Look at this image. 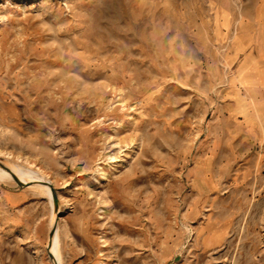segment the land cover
<instances>
[{"label": "rangeland", "instance_id": "rangeland-1", "mask_svg": "<svg viewBox=\"0 0 264 264\" xmlns=\"http://www.w3.org/2000/svg\"><path fill=\"white\" fill-rule=\"evenodd\" d=\"M0 159L58 264H264V0H0ZM55 210L0 176V264Z\"/></svg>", "mask_w": 264, "mask_h": 264}, {"label": "bare ground", "instance_id": "bare-ground-1", "mask_svg": "<svg viewBox=\"0 0 264 264\" xmlns=\"http://www.w3.org/2000/svg\"><path fill=\"white\" fill-rule=\"evenodd\" d=\"M0 160L4 163V165L0 166V168L3 169L2 171L0 170V176L1 177L16 180V178L14 177V174H15L19 177L20 180H22L24 182H33V184L37 183V184L41 185L42 187H44V189H46V191L49 193V195L53 198V193H52L51 187L47 184H43V182H50L51 183V180L47 176H42V177L37 178V177H35L33 169H29L28 171H25V170H22L16 164H11L9 161H3L2 159H0ZM59 212H60V210H59ZM54 217H55V223H54L53 229L56 227V224H57V218H58V211L57 210L54 211ZM58 226H59V222L57 224V229H56L55 234L54 235L50 234V241L51 242H50V247H49V249L51 248V251L55 255V259L54 258L53 259L55 260L56 264H58L57 260L60 257V254L58 251L57 239L55 237L57 234Z\"/></svg>", "mask_w": 264, "mask_h": 264}, {"label": "water", "instance_id": "water-1", "mask_svg": "<svg viewBox=\"0 0 264 264\" xmlns=\"http://www.w3.org/2000/svg\"><path fill=\"white\" fill-rule=\"evenodd\" d=\"M0 165H4V163L0 160ZM14 177L16 178V180L18 181V183L22 186H29L31 184H33V182H24L22 180L19 179V177L17 175L14 174ZM43 184H47L51 187L52 189V193H53V198H54V205H55V208L56 210L58 211V218H57V224L59 222V208H60V203H59V198H58V195H57V192H56V188L54 187V185L50 182H43ZM57 224H56V227L52 230L51 234L54 235L55 232H56V229H57ZM52 245V244H51ZM49 254L52 258L55 259V255L54 253L51 251V248L49 249Z\"/></svg>", "mask_w": 264, "mask_h": 264}]
</instances>
